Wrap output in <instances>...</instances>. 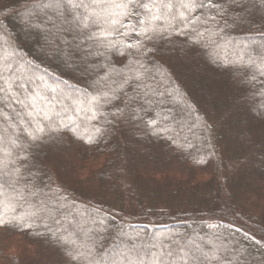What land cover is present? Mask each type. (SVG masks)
I'll use <instances>...</instances> for the list:
<instances>
[{
  "label": "trees",
  "instance_id": "trees-1",
  "mask_svg": "<svg viewBox=\"0 0 264 264\" xmlns=\"http://www.w3.org/2000/svg\"><path fill=\"white\" fill-rule=\"evenodd\" d=\"M50 2L0 0V86L46 98L0 93V264H264V11Z\"/></svg>",
  "mask_w": 264,
  "mask_h": 264
},
{
  "label": "snow or ice",
  "instance_id": "snow-or-ice-1",
  "mask_svg": "<svg viewBox=\"0 0 264 264\" xmlns=\"http://www.w3.org/2000/svg\"><path fill=\"white\" fill-rule=\"evenodd\" d=\"M254 3L258 4L260 7L261 11H264V0H254ZM229 4L230 5H235L236 7H240L242 9L241 13L239 15H237L236 17L233 18V23L237 24V26H240V23H242L245 19L247 15H251V13H247L246 14V9L243 8V4H242V0H229ZM61 3L60 0H51V2L48 4V7L54 8V9H60L61 8ZM73 7H77L76 5H74ZM79 7H82V5H80ZM143 7L147 8V5H143ZM166 8H170L171 5L166 4L165 5ZM181 8H183L186 11H191L192 8H198V9H204L205 7L209 8V9H216L217 13H221L223 12V7L221 5L212 3V0H208L207 5L203 2V0H189L188 3H184L182 2L180 5ZM181 16H183V13H181ZM210 19L212 21H216V17L215 16H211ZM221 19H225L224 16H221ZM227 21L225 20V23ZM83 23V22H82ZM84 27L87 28L88 25L86 23H84ZM92 36L91 34H88L85 36V39H91ZM151 39V38H149ZM77 47H79V45H77ZM262 49V55H264V44L259 46ZM56 49L53 50L54 54H55ZM91 55H95V53H90ZM65 56H68V53L65 52ZM136 79H139V76L135 77ZM23 80V78H21ZM28 84H35V81L32 80L31 78H29L27 80V82H21L18 85H16L17 89H18V94L19 95H23L24 93L27 92V85ZM40 86L37 85V88H39ZM52 91H55L54 89ZM0 93H5V94H9V89H5L2 86H0ZM10 95V98L8 100L9 103H16L19 104L22 108L24 109H28L30 108L31 111L28 112V116L32 117V123H36L37 125H39V121L36 118L37 116H39L40 114H42L45 110V106H39L37 103V97H39L40 99H46L43 96H40L39 92H36L35 96L32 94H29L25 100H21L16 98L15 96ZM0 99H2V97H0ZM33 113H35L36 115L34 116ZM16 117L20 120L21 123H23V117L21 116L20 112H17ZM47 118V117H45ZM37 131L42 132L43 129L38 127ZM264 131V130H262ZM29 136H32L33 139H36V137L33 135L32 132H28ZM14 143V142H13ZM246 238L251 239L257 246L259 247H264V233L261 234V238L259 240L256 239V237L253 235L251 237H247ZM169 255H171V253H169ZM195 257H193L194 259ZM76 258L73 257V260H75Z\"/></svg>",
  "mask_w": 264,
  "mask_h": 264
},
{
  "label": "rangeland",
  "instance_id": "rangeland-1",
  "mask_svg": "<svg viewBox=\"0 0 264 264\" xmlns=\"http://www.w3.org/2000/svg\"><path fill=\"white\" fill-rule=\"evenodd\" d=\"M3 178H4V177H3ZM11 179H12V180H16V178H15V177L12 178V176L10 177V180H11ZM204 249H205V251H208L209 248L206 247V248H204Z\"/></svg>",
  "mask_w": 264,
  "mask_h": 264
}]
</instances>
